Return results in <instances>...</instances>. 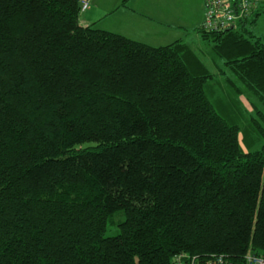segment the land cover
<instances>
[{
    "label": "trees",
    "instance_id": "16d2710c",
    "mask_svg": "<svg viewBox=\"0 0 264 264\" xmlns=\"http://www.w3.org/2000/svg\"><path fill=\"white\" fill-rule=\"evenodd\" d=\"M78 3L0 0V264L264 256V145L244 152L216 112V75L185 42L80 26ZM246 22L194 32L261 141L264 43Z\"/></svg>",
    "mask_w": 264,
    "mask_h": 264
},
{
    "label": "rangeland",
    "instance_id": "374dc122",
    "mask_svg": "<svg viewBox=\"0 0 264 264\" xmlns=\"http://www.w3.org/2000/svg\"><path fill=\"white\" fill-rule=\"evenodd\" d=\"M140 3H146V0H139ZM147 3H149L147 1ZM151 6L155 9H165L170 10L175 8L173 12H176L178 17L187 18L188 22V31L186 37L182 40L190 46V48L198 55V57L206 65L207 69L216 75L214 79L210 81V85L214 87L213 93L210 92L209 88L207 89V95L212 102L216 112L222 116L224 119L231 124H237L240 127L239 141L244 152H253L260 150L264 145V140H257L256 136L247 129L248 119L250 117V108L246 105L243 97L236 98L237 102L240 101L242 104L238 106L227 96V91L224 88L222 83V77L218 75L216 68L212 65V62L208 55V47L201 41L199 34L194 32L195 28H199L201 25V17L203 14V7L201 0H152ZM251 18L247 19L245 27L250 30L255 36L260 38L264 43V13L260 14L255 18V22L250 24ZM237 27L240 26L238 23ZM174 37H171L169 40L164 41L165 43L154 44L153 47L165 46L170 44L173 41L179 40L183 36V32L180 33V30L174 32ZM146 44V43H145ZM235 99V97H233ZM249 130V131H248ZM249 140L252 142L249 144ZM124 220V215L119 212L116 214L112 222L109 223L105 236L113 237L119 233L118 224Z\"/></svg>",
    "mask_w": 264,
    "mask_h": 264
},
{
    "label": "crops",
    "instance_id": "0c3cea01",
    "mask_svg": "<svg viewBox=\"0 0 264 264\" xmlns=\"http://www.w3.org/2000/svg\"><path fill=\"white\" fill-rule=\"evenodd\" d=\"M78 1L87 3V8L80 13L79 17V24L82 27L94 25L98 29L119 34L150 46L165 43L164 41L174 37V32L179 30L180 33L183 32V36L177 41H182L187 35L189 24L186 16L178 17L176 12H173L175 8L170 10L155 9L151 6L152 0H146V3L143 4L139 0H128L125 7H120L122 0ZM201 3L203 7L202 23L204 0H201Z\"/></svg>",
    "mask_w": 264,
    "mask_h": 264
},
{
    "label": "built area",
    "instance_id": "2783aa9c",
    "mask_svg": "<svg viewBox=\"0 0 264 264\" xmlns=\"http://www.w3.org/2000/svg\"><path fill=\"white\" fill-rule=\"evenodd\" d=\"M87 3H81L84 11ZM264 9V0H204V16L200 28L209 32L225 31L235 27L241 21L251 18ZM173 264H231L226 255H213L206 260L199 257L179 254L174 257ZM245 264H264V256L249 253Z\"/></svg>",
    "mask_w": 264,
    "mask_h": 264
},
{
    "label": "water",
    "instance_id": "95a60500",
    "mask_svg": "<svg viewBox=\"0 0 264 264\" xmlns=\"http://www.w3.org/2000/svg\"><path fill=\"white\" fill-rule=\"evenodd\" d=\"M80 6H81V3L79 2V3H78V7H80ZM233 28H234V27H233V26H231V27H229L228 29H226L225 31H230V30H233Z\"/></svg>",
    "mask_w": 264,
    "mask_h": 264
}]
</instances>
